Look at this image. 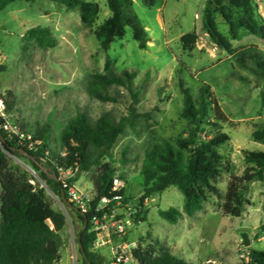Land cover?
<instances>
[{"label":"rangeland","instance_id":"rangeland-1","mask_svg":"<svg viewBox=\"0 0 264 264\" xmlns=\"http://www.w3.org/2000/svg\"><path fill=\"white\" fill-rule=\"evenodd\" d=\"M84 1L100 6L93 26L81 22L77 9L67 10L50 0H18L0 11V117L19 130L26 128L31 135L36 129L50 126L51 146L61 152L60 134L78 113L87 114L93 121L107 112L117 120L129 114L133 103L129 90L113 85L108 93L119 102H101L88 92L89 76L106 73L107 61L117 73L126 69L136 71L134 88L139 89V96L134 105L146 116L136 121L134 129H126L102 163L115 168L126 196L138 203L143 195L141 168L147 150L164 140L185 137L188 131V123L181 117L183 94L179 81H184L195 98L200 87L209 85L226 122H219L221 129L207 127L202 139H209L218 130L230 137L219 148L224 161L217 186L224 195L230 175L241 176L246 168L243 153L264 152V144L252 137L264 124V80L240 69L225 51L211 42L203 23L209 0H158L155 7L137 0L133 12L148 27V48L140 49L132 29L127 27L125 37L116 40L108 51L102 50L92 33L111 16L108 0ZM254 2L258 5V18H264V0ZM216 22L220 32L229 37V27L220 15H216ZM38 26L52 31L58 41L55 48L44 50L25 41L26 31ZM190 32L197 33L199 44L188 53L182 50L179 41ZM232 43L234 47L257 45L264 50V38L244 31ZM9 92L16 101L11 112L6 111L3 103ZM8 158L12 167L32 177V184L45 188L52 208L66 216L65 228L56 234L62 256L58 264H83L77 244L82 222L78 213L64 204L44 179L43 174L53 177L50 168L40 164L36 169L28 156L18 158L8 154ZM96 171L95 167L78 176L75 186L81 191L94 192L92 179ZM222 203V199L210 196L198 214L184 215L172 224L160 216V211L172 207L182 210L184 196L178 188L170 187L149 198L141 215L146 211V221H135L139 219L135 216L128 240L136 246L147 245L151 235L189 264H208L207 260L215 264H239L245 246L244 233L251 241L246 247L249 251H263L264 181L248 185L240 218L224 215ZM91 249L105 257L93 245Z\"/></svg>","mask_w":264,"mask_h":264},{"label":"trees","instance_id":"trees-1","mask_svg":"<svg viewBox=\"0 0 264 264\" xmlns=\"http://www.w3.org/2000/svg\"><path fill=\"white\" fill-rule=\"evenodd\" d=\"M18 0H0V11ZM35 2L37 0H21ZM64 6L67 10L77 9L81 22L93 26L100 13L97 3L84 0H50ZM148 7H155L158 0H140ZM134 0H108L111 16L93 30L100 41L101 48L108 51L110 46L126 35L127 27L133 31L135 41L142 50L148 48L150 36L146 27L133 12ZM258 5L254 0H209L204 12V31L211 42L225 51L235 64L243 70L252 72L257 78L264 80V50L257 45L234 47L232 41L238 40L242 31L264 38V18L257 16ZM220 15L229 27V37L223 35L216 22ZM24 39L41 49L55 48L58 44L48 27H34L26 31ZM184 52H193L199 44L196 32L184 34L179 41ZM1 71V69H0ZM137 73L126 69L117 73L110 69L106 62V73H95L89 76L88 92L92 98L101 102H119L116 96L108 93L115 85L129 90L133 103L129 114L117 120L110 112L104 113L93 121L87 114L78 113L70 119L60 134L62 151L53 150L51 146V128L46 125L32 132L20 130L19 135L10 137L3 129L4 119L0 117V264H58L62 259L56 234L61 232L67 219L62 212L55 211L48 201L45 188L31 183L32 177L24 171L12 167L8 154L23 157L25 151L33 166L39 169L44 164L52 171L51 175L43 174L52 191L61 199L69 200L67 189L58 180L60 169H74L76 177L70 178L69 183L77 181L83 173L97 168L93 176L96 207L102 197L111 201L122 200L129 202L125 190L113 191V180L116 170L110 163H102L108 157L119 137L126 129L135 128L136 121L146 116L135 107L139 89L134 88ZM183 94V110L181 117L188 123L185 137L164 140L147 150L141 168L143 177V195L139 201L165 192L170 187H176L184 196L183 209L169 208L161 210L160 216L172 224H176L184 215L193 217L204 208L210 196L223 200L222 212L233 218L242 216L245 193L248 185L254 181H264V152L245 151L243 153L246 168L241 176L230 175L227 190L221 194L217 186L223 173L224 157L219 148L230 141L228 134L219 130L209 139L202 135L209 126L221 129L219 122H226L217 100L213 97L211 87H200L195 98L183 80L179 81ZM6 111L15 109L16 101L12 93L3 97ZM212 107V108H211ZM213 111V114L211 113ZM20 136L25 138L21 139ZM30 136V141L27 140ZM252 137L264 144V124L257 128ZM32 142L31 150L27 144ZM137 213L139 221H146V211ZM84 225V218L78 213ZM51 220L55 231L50 230L48 221ZM91 215H88V225L83 232L82 246L86 254L83 264H105V259L91 249L96 234L90 231ZM264 231V226L262 227ZM82 233L80 230L79 234ZM147 245H138L134 250V258L138 264H189L174 255L159 239H153ZM250 264H264V250L250 251ZM227 264V263H225ZM243 264V263H239Z\"/></svg>","mask_w":264,"mask_h":264},{"label":"built area","instance_id":"built-area-1","mask_svg":"<svg viewBox=\"0 0 264 264\" xmlns=\"http://www.w3.org/2000/svg\"><path fill=\"white\" fill-rule=\"evenodd\" d=\"M264 16V14H263ZM1 60V57H0ZM4 131L10 136L19 135L18 127L4 121ZM21 139L25 138L20 136ZM31 137L27 136L30 141ZM29 149H33L32 142L27 144ZM74 169H60L58 180L67 189L69 201L78 209L80 215L88 219L91 215L90 231L96 234L93 243L94 248L105 254V264H138L134 258V250L138 247L128 240V234L133 220L137 213H142L149 203V198L144 199L143 203H133L132 201L123 202L122 200L111 201L106 197L100 199L99 204L94 207L96 199L95 192L81 191L75 186V182L70 184L68 181L73 178ZM123 189L122 182L115 177L113 180V191ZM50 230L55 231V226L51 220L48 221ZM240 263L250 264L252 261L250 251L244 246L240 252ZM215 264V263H208Z\"/></svg>","mask_w":264,"mask_h":264},{"label":"water","instance_id":"water-1","mask_svg":"<svg viewBox=\"0 0 264 264\" xmlns=\"http://www.w3.org/2000/svg\"><path fill=\"white\" fill-rule=\"evenodd\" d=\"M0 135H1V132H0ZM21 153H22L23 155L29 157V155H28L25 151H21ZM62 202H63L64 204H66L67 206H69L70 208H72V209H73L74 211H76L77 213H79L78 209H77V208H76V207H75V206H74L69 200H67L66 198H63ZM79 214H80V213H79ZM81 216L84 218L85 223H84V225H83V227H82V233H80V234L78 235V238H77V244H78L79 249H80L81 252H82L83 257H84L85 259H87V258H86V254H85V252H84V250H83V246H82V237H83V232H84V231L86 230V228H87V225H88V219H87V217L84 216V215H81ZM242 240H243V242H244L245 247H249V246L251 245V242H250V239H249V237H248V234L244 233V234L242 235ZM88 264H90V263L88 262Z\"/></svg>","mask_w":264,"mask_h":264},{"label":"crops","instance_id":"crops-1","mask_svg":"<svg viewBox=\"0 0 264 264\" xmlns=\"http://www.w3.org/2000/svg\"><path fill=\"white\" fill-rule=\"evenodd\" d=\"M136 1H137V0H134V4H135ZM145 27H146V26H145ZM146 29H148V27H146ZM148 34H149V33H148ZM198 213H199V212H197L196 214H198ZM196 214H195V215H196ZM260 240H261V239H258V241H260ZM250 242H251V241H250ZM208 261H209L210 263H212V262H211L212 260H207V262H208ZM209 262H208V263H209Z\"/></svg>","mask_w":264,"mask_h":264}]
</instances>
